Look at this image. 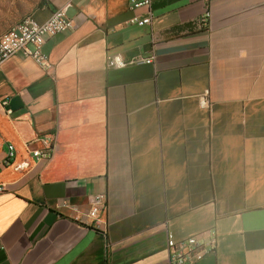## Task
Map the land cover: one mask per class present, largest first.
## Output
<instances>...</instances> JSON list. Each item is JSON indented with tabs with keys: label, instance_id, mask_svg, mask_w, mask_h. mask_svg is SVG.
I'll return each mask as SVG.
<instances>
[{
	"label": "crops",
	"instance_id": "1",
	"mask_svg": "<svg viewBox=\"0 0 264 264\" xmlns=\"http://www.w3.org/2000/svg\"><path fill=\"white\" fill-rule=\"evenodd\" d=\"M44 2L29 15L72 6L75 28L43 47L53 77L0 69V264H169L168 233L208 230L199 264H264V0H153L151 26L130 0ZM99 194L107 235L57 209Z\"/></svg>",
	"mask_w": 264,
	"mask_h": 264
},
{
	"label": "built area",
	"instance_id": "2",
	"mask_svg": "<svg viewBox=\"0 0 264 264\" xmlns=\"http://www.w3.org/2000/svg\"><path fill=\"white\" fill-rule=\"evenodd\" d=\"M74 1V0H71ZM153 0H130V7L133 11L144 10V15H134L129 23L137 26H151L154 14L152 10ZM211 13L207 12L200 19V27L209 26ZM16 35L1 37L0 41V69L15 55L22 53L26 58L34 61L40 69L48 76L53 77L55 65L51 58L43 52V47L49 38L59 34L71 32L75 28V22L66 12V8L57 9L51 17L44 23L36 21L33 17L25 19L21 24H16ZM155 53L150 57H136L131 62H125L120 56L114 58V66L125 67L129 64L153 65L155 63ZM5 107L7 102H1ZM200 105L204 109L211 107L210 92L200 98ZM11 113V111H8ZM54 142V141H53ZM56 150L54 146L45 150L34 151V156L38 160L51 159ZM16 156V148L10 145L8 161ZM6 190L4 184H0V193ZM65 211L78 223H92L107 235L105 216L108 211V195L99 194L88 199V206L82 207L78 204L66 202L57 208ZM167 247L169 252V264H199L208 255L217 249V233L214 230L205 231L199 235L176 240L172 233H168Z\"/></svg>",
	"mask_w": 264,
	"mask_h": 264
},
{
	"label": "rangeland",
	"instance_id": "3",
	"mask_svg": "<svg viewBox=\"0 0 264 264\" xmlns=\"http://www.w3.org/2000/svg\"><path fill=\"white\" fill-rule=\"evenodd\" d=\"M43 0H0V36L28 16Z\"/></svg>",
	"mask_w": 264,
	"mask_h": 264
},
{
	"label": "bare ground",
	"instance_id": "4",
	"mask_svg": "<svg viewBox=\"0 0 264 264\" xmlns=\"http://www.w3.org/2000/svg\"><path fill=\"white\" fill-rule=\"evenodd\" d=\"M30 18H32V16H27V17H25L24 19H22L20 22H18L17 24H21L25 19H30ZM15 25H16V24H15ZM15 25L12 27V29L9 31V33H8L7 35H4V36H2V37H6V36H14V35H16V28H14ZM0 41H1V37H0Z\"/></svg>",
	"mask_w": 264,
	"mask_h": 264
},
{
	"label": "water",
	"instance_id": "5",
	"mask_svg": "<svg viewBox=\"0 0 264 264\" xmlns=\"http://www.w3.org/2000/svg\"><path fill=\"white\" fill-rule=\"evenodd\" d=\"M66 12H67V14H68V16L70 17V18H74L75 17V15H76V12H75V10H74V8L72 7V6H69V7H67L66 8Z\"/></svg>",
	"mask_w": 264,
	"mask_h": 264
},
{
	"label": "trees",
	"instance_id": "6",
	"mask_svg": "<svg viewBox=\"0 0 264 264\" xmlns=\"http://www.w3.org/2000/svg\"><path fill=\"white\" fill-rule=\"evenodd\" d=\"M43 4H45L44 0L40 3V6L43 5ZM28 16H30V15H28ZM26 17H27V16H26ZM24 18H25V17H24ZM24 18H23V19H24ZM19 22H20V21H19ZM11 29H12V28H11ZM11 29H9V30H8L5 34H3L2 36L7 35ZM2 36H0V37H2Z\"/></svg>",
	"mask_w": 264,
	"mask_h": 264
}]
</instances>
